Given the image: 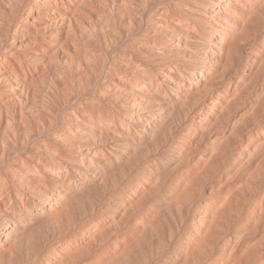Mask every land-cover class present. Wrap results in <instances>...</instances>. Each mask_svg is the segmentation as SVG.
<instances>
[{"label": "rangeland", "instance_id": "374dc122", "mask_svg": "<svg viewBox=\"0 0 264 264\" xmlns=\"http://www.w3.org/2000/svg\"><path fill=\"white\" fill-rule=\"evenodd\" d=\"M6 224L0 264H264V0H0Z\"/></svg>", "mask_w": 264, "mask_h": 264}, {"label": "clouds", "instance_id": "9594fccd", "mask_svg": "<svg viewBox=\"0 0 264 264\" xmlns=\"http://www.w3.org/2000/svg\"><path fill=\"white\" fill-rule=\"evenodd\" d=\"M143 131V129H142ZM98 139H102L104 143H107L106 138L103 137V132L101 131V136ZM139 137L132 136L122 142V149L116 154V156L109 157L108 159L99 161V167L91 170L85 179H88L92 185H96L103 192H111L112 188L110 185H106V176L111 171L112 168H118L123 161L126 159L127 155L130 154L135 144L138 142ZM161 171H166V169H161ZM127 184L122 191L113 192V199L117 202L128 203L132 199H135L143 190L147 187V183L144 180V171L141 170L139 174H135L132 171H128L126 175ZM123 183V181H122ZM45 188L48 185H44ZM61 191L63 189H60ZM55 189L48 193L47 204H53L56 202ZM175 185H170L166 189L160 191L153 199L148 201V208L157 207L162 203L171 201L174 195ZM40 211L44 213L48 212V207L43 206L42 209L32 208V215H38ZM28 218V213L25 210H18L15 213V222L20 223L21 221ZM46 219V216H45ZM27 228L28 225H25Z\"/></svg>", "mask_w": 264, "mask_h": 264}, {"label": "bare ground", "instance_id": "6f19581e", "mask_svg": "<svg viewBox=\"0 0 264 264\" xmlns=\"http://www.w3.org/2000/svg\"><path fill=\"white\" fill-rule=\"evenodd\" d=\"M77 1V0H76ZM114 1V0H113ZM53 2V1H52ZM78 46V45H77ZM77 58V57H76ZM202 75V74H201ZM198 77V76H197ZM197 79V78H196ZM200 79V78H199ZM193 82H194V80H193ZM10 109V108H9ZM28 127V126H27ZM36 160V159H35ZM37 161V160H36ZM95 163V162H94ZM40 164V163H39ZM81 178V177H80ZM78 183V182H77ZM7 194V193H6ZM21 206H23V205H21ZM55 207V206H54ZM216 216V215H215ZM216 218V217H215ZM215 218H214V220H215ZM9 220V219H8ZM26 221V220H25ZM9 222V221H8ZM10 223V222H9ZM14 223V222H13ZM18 224V223H17ZM13 225V224H12ZM14 226V225H13ZM17 230V228H15V227H12L10 224H6L5 226H3V227H0V236H5V235H7V233H8V231H12V232H14V231H16ZM51 232V231H50ZM10 234V233H9ZM5 242V241H4ZM2 242H1V239H0V244H1ZM53 261V260H52Z\"/></svg>", "mask_w": 264, "mask_h": 264}]
</instances>
